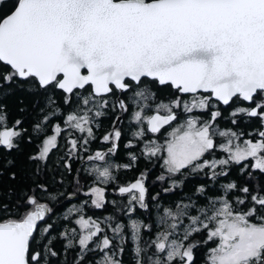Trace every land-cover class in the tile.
<instances>
[{
  "label": "snow or ice",
  "instance_id": "6c2138e0",
  "mask_svg": "<svg viewBox=\"0 0 264 264\" xmlns=\"http://www.w3.org/2000/svg\"><path fill=\"white\" fill-rule=\"evenodd\" d=\"M150 84L170 86L178 95L156 103L154 115H145L148 101L156 99ZM18 91L38 98L33 104L38 138L54 117L67 126L69 147L61 166L69 173L73 160H83L81 149L87 152L97 139L100 118L114 115L111 129L100 138L107 151L86 157L91 167L84 171L98 184L115 183L114 169H130L138 161L133 141L143 143L145 159H162L157 180L164 182V193L182 188L186 173H203L215 183L229 176L231 165L240 166L243 183L221 184V193L210 196L201 184L187 202L168 207H161L160 193L151 196L162 213L158 230L144 240L153 225L131 221L132 264H199L201 251H206L204 264H264V0H0V96ZM220 105H237L228 117L232 124L241 117L255 119V138L233 146L243 133L217 130ZM64 106L71 109L66 119ZM27 110L20 100L18 111ZM178 110L186 119L165 145L145 140L147 133L176 121ZM129 111L130 123L137 126L124 144L130 160L113 164L110 157L124 136L118 125ZM8 119L7 105L0 102V150L11 153L27 129L22 119L9 127ZM65 130L57 123L54 134L28 156L33 179L17 199L11 188L0 194V264H124L125 225L114 222V216L98 221L79 215V230L65 227L59 233L64 243L56 247L54 223L48 222L53 208L42 201L57 196L50 190L52 181L40 176ZM73 132L81 134L79 139L72 138ZM215 136L227 138L220 147L228 157L203 159L216 148ZM13 164L9 160L5 167ZM16 177L10 173L11 180ZM146 179L141 173L118 187L121 196H128L126 215L149 210ZM84 194L96 209L105 207L104 187L92 186ZM83 211L81 205L69 214Z\"/></svg>",
  "mask_w": 264,
  "mask_h": 264
},
{
  "label": "flooded vegetation",
  "instance_id": "af4514ba",
  "mask_svg": "<svg viewBox=\"0 0 264 264\" xmlns=\"http://www.w3.org/2000/svg\"><path fill=\"white\" fill-rule=\"evenodd\" d=\"M86 72V71H85ZM151 88V91L155 93L156 99L149 100L148 103L151 105L150 108L145 109L144 114L145 115H154L155 114V104L159 103L160 101L167 102L168 100L175 98L178 93H176L175 89L171 88L170 86H158V85H149ZM203 94V93H202ZM118 96L121 98H124L123 93H117ZM182 99H190L188 96H183ZM43 104V100L40 102ZM57 103H60L59 94L57 98ZM237 105H231V106H224L220 105V109L223 113L222 118L218 119V121L215 122V127L218 131H236L237 133H243L242 136L238 140L234 139L233 146L236 144L243 145V142L247 139H253L255 138L256 133V126L255 123L257 122L255 119L248 120L244 117H241L237 124H232L231 119L228 117L230 116L231 111L236 107ZM71 111V109L68 106H64L63 113H64V119H66V115L68 112ZM34 113H36L34 111ZM29 114V113H28ZM194 115H200L199 110H194ZM28 116H9L8 119V126L11 127L13 122L16 119H22L23 120V128L27 129V132L24 134V136L19 141V148L12 151L16 152L22 147L23 142H28L33 144L34 150L29 154H34L37 152L38 148L42 144V140L47 135H53L54 133L51 131V129L59 123L62 127V129H66L64 132L61 133V135L58 137V146L57 148L52 150V153L50 155L49 165L48 169L45 173H42V179L46 183L49 181H52L50 183V190L54 195L57 196V199L55 201H42V202H48L49 206L53 208V214H51L48 222H53L54 227L52 231V235L59 236V233L62 232L65 227L67 228H77L79 230V226L75 224V220L79 218V215L83 214L85 218L91 217L94 220L98 221H104L109 216H114L116 220L114 222H120L125 225V236L127 229L130 230V224L132 220H136L138 222L144 223V220L141 217L134 216V213H132L130 216L126 215V207H127V199L128 196L125 194L124 196H121L118 192L119 186H127L129 183L134 182L136 178H139L141 173H145L147 179H146V186L148 187V193L150 192V189L152 187H159L163 188L165 186L164 182L158 181L157 177L162 174L163 169L161 168L162 159L157 160L156 158H153L151 161L145 159L143 156H141V149L143 147V143H136V141H133L134 144H136L135 149H133L138 157L137 162L133 165V169L137 171V175L134 180L130 182H125L124 177L125 171L127 169H119L116 171L114 169V175L117 177V180L115 183L110 184H98L94 181V177L87 175L84 171L86 168L91 167V162H86L87 155H94L96 151H107V148L109 145L101 142V137L105 134V132L109 131L111 129V124L114 119V115L109 112V114L105 117L100 118L101 126L99 128L94 129L95 135L97 139L92 141L88 146V151L85 152L83 149H81L79 155L83 157V160L76 159L72 161V167L73 170L71 173L67 172L61 165H62V157H65V154L67 153L69 145L67 144L68 137V131L67 126L63 123V120L57 117H54L49 125L46 127V130L42 135L37 137V134L33 131V125L37 122L38 116L36 114V118L34 121L29 122ZM203 119H208L209 116L207 113L203 114ZM131 119V111L128 113L123 114L121 121L119 122V127L124 132V136L122 137V140L120 141V147L118 148L117 152L110 157V160L113 164H124L128 163L130 160V157L128 155L129 149L124 147V144L127 143L128 140H132L131 133L133 131L137 130V126L134 122L130 123ZM186 119L185 114L182 112H179L178 110V119L176 121L171 122L169 125H165L164 128L161 129V132L159 133H147L145 140L146 141H155L157 144L165 145L168 140L171 139L169 133H171L176 127H178L180 124L184 123ZM146 128V124L144 125ZM0 129V131H2ZM80 133L73 132L72 138L79 139ZM29 136H31V140H29ZM214 142L216 144V148L211 152L205 154V157L203 159H225L228 157V155L223 156V149L220 147L221 144H227V138L215 136ZM166 153L162 152L160 153V156H165ZM103 163V162H99ZM130 168V169H132ZM207 171V169H206ZM59 173V174H57ZM54 178V180H53ZM190 178L194 179V184L196 187L200 186L202 181L206 179V176L201 174H187L181 179L185 181V185L187 182H189ZM63 180V184H59L56 181ZM77 179L79 180V186H77ZM221 179V178H220ZM92 186H99L105 188V198H106V204L105 207L102 209H96L94 206L91 205V197L86 196L84 193ZM184 187V186H183ZM180 189H176L171 193H175L177 191L181 192ZM60 193H64V195H59ZM168 193V194H169ZM166 194V193H165ZM154 196V195H152ZM183 200L185 201V198L183 195H181L179 202ZM87 201V204H84V202ZM115 201V204L112 202ZM149 210H143L145 213V217H148L151 214L150 210L157 211L156 207L154 206V202L151 201L149 196ZM81 205L84 206L83 213H73L69 214V209L72 208H79ZM123 209V210H121ZM142 210V209H141ZM69 215V220H64L63 217ZM150 219V218H148ZM148 224V223H147ZM102 227H105L107 230V234L111 235V231L107 229L106 224H102ZM155 227V228H154ZM152 229H156L157 224H155ZM131 232V230H130ZM64 243V241H63Z\"/></svg>",
  "mask_w": 264,
  "mask_h": 264
},
{
  "label": "trees",
  "instance_id": "16d2710c",
  "mask_svg": "<svg viewBox=\"0 0 264 264\" xmlns=\"http://www.w3.org/2000/svg\"><path fill=\"white\" fill-rule=\"evenodd\" d=\"M7 2V0H6ZM38 99L30 92H23L18 91L15 94H9L7 96H0V102L7 105L9 116H28V121L32 122L36 118V114L33 110V104L34 101ZM20 100H23L24 105L27 106V111L25 113H21L18 111V108L20 107ZM43 99H40V102ZM29 113V114H28ZM256 126V132L259 129L258 122L255 123ZM3 127H0L2 129ZM256 134V133H255ZM226 139V138H225ZM34 150V146L31 143L23 142L22 147L17 150L16 152L7 153L3 150H0V171H3V175H0V194L7 193L8 190L14 189L15 190V196L13 199H17L21 194L22 191L32 182L33 179V165L28 160L29 154ZM228 155L226 151H223V156ZM13 161L14 164L11 167H5L7 161ZM239 167L238 165H231L229 170V176L228 177H222L218 182H212L208 177L201 183L206 186L207 190L209 191V195H215L222 192V189L220 188L221 184L227 183L230 180H239L240 183H243V180L240 179L239 176ZM16 172L17 177L16 180H11L9 178L11 172ZM137 175V171L135 169H127L125 171L124 180L125 182H130L135 179ZM40 179H42V175L40 176ZM194 188H196L194 184V179L190 178L189 182L184 185V187L181 188V192L177 191L175 193H164L162 191L163 188L159 187H152L150 189V192L148 193V196L155 195L156 193L161 194V207H168V206H174L175 203L179 202V199L181 195L184 196L185 202H187V197L193 192ZM202 202V201H201ZM151 205V204H150ZM151 214L148 217H145V213L143 210L138 209L137 212L134 213V216L141 217L144 220V224L148 225H154L159 223V218L162 213L158 211L150 210ZM150 218V219H148ZM155 228V227H154ZM158 228L154 229L150 234L145 232L143 234L144 240H149L150 238H154L156 231ZM57 237V240L54 241L56 244V247L59 249L61 245L63 244V241L59 239L58 234L53 235ZM214 246V245H212ZM134 245L131 241V232L129 229L126 231V243H125V254L123 256L124 264H132V249ZM207 247V246H205ZM74 253L70 252L68 255V259L71 260ZM206 258V251H201L198 256L199 264H204Z\"/></svg>",
  "mask_w": 264,
  "mask_h": 264
},
{
  "label": "rangeland",
  "instance_id": "374dc122",
  "mask_svg": "<svg viewBox=\"0 0 264 264\" xmlns=\"http://www.w3.org/2000/svg\"><path fill=\"white\" fill-rule=\"evenodd\" d=\"M233 142H234V140H233ZM240 146H243V145H240Z\"/></svg>",
  "mask_w": 264,
  "mask_h": 264
},
{
  "label": "water",
  "instance_id": "95a60500",
  "mask_svg": "<svg viewBox=\"0 0 264 264\" xmlns=\"http://www.w3.org/2000/svg\"><path fill=\"white\" fill-rule=\"evenodd\" d=\"M84 71H86V70H84ZM119 126V125H118ZM3 131V130H2Z\"/></svg>",
  "mask_w": 264,
  "mask_h": 264
}]
</instances>
